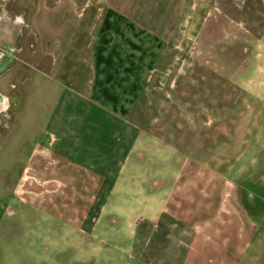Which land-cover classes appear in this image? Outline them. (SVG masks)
I'll return each instance as SVG.
<instances>
[{
	"label": "rangeland",
	"instance_id": "374dc122",
	"mask_svg": "<svg viewBox=\"0 0 264 264\" xmlns=\"http://www.w3.org/2000/svg\"><path fill=\"white\" fill-rule=\"evenodd\" d=\"M190 3L143 98L138 122L156 116V138L142 142L141 161L136 165L131 154L117 183L93 199L96 187L87 178L70 177L57 160L41 161L56 93L48 103L36 97L39 87L23 97L20 76L43 81L33 54L37 35L26 26L40 0H0V26L6 36L16 34L0 43V91L8 94H0V264H150L141 259L146 236L137 243L144 218L173 204L189 208L179 191L199 171L264 196V167L258 175L251 166L264 157V113H255L264 98V0ZM54 61L46 56L48 65ZM257 221L247 257L263 255L264 216Z\"/></svg>",
	"mask_w": 264,
	"mask_h": 264
},
{
	"label": "crops",
	"instance_id": "0c3cea01",
	"mask_svg": "<svg viewBox=\"0 0 264 264\" xmlns=\"http://www.w3.org/2000/svg\"><path fill=\"white\" fill-rule=\"evenodd\" d=\"M190 4V0H40L26 25L37 35L33 54L43 81L30 74L20 76L26 83L23 97L38 87L40 103L53 102L57 95L49 118L53 129L45 133L41 161L57 160L61 169H71L66 171L70 177L87 178L96 187L93 199L100 198L103 185L110 190L117 183L131 154L136 165L141 161L142 142L150 146L156 138V116L150 124L138 122L144 119L143 98ZM87 14L91 17L85 20ZM16 22L25 23L20 17ZM2 28L0 43L6 46L16 34L10 30L6 36ZM49 55L55 56L54 66L46 62ZM255 103L260 105L255 106L257 117L264 113V98ZM136 110L140 116L135 119ZM252 165L258 174L264 157ZM188 179L191 184L184 181L179 192L190 209L173 204L153 211L152 220L144 218L137 243L146 236L149 245L141 259L150 264H264V244L262 256L247 257L257 219L264 216L258 211L264 209V196L202 171ZM164 180L168 185L169 176ZM195 187L200 196L191 194L189 189ZM258 199L263 200L260 206Z\"/></svg>",
	"mask_w": 264,
	"mask_h": 264
},
{
	"label": "flooded vegetation",
	"instance_id": "af4514ba",
	"mask_svg": "<svg viewBox=\"0 0 264 264\" xmlns=\"http://www.w3.org/2000/svg\"><path fill=\"white\" fill-rule=\"evenodd\" d=\"M8 66H9V64H8ZM8 66H7V67H8Z\"/></svg>",
	"mask_w": 264,
	"mask_h": 264
}]
</instances>
